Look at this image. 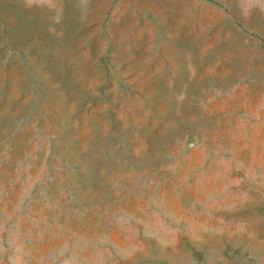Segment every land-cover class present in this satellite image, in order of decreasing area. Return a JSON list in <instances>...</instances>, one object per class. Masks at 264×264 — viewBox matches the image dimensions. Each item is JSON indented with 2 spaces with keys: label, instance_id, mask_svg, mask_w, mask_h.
Here are the masks:
<instances>
[{
  "label": "rangeland",
  "instance_id": "374dc122",
  "mask_svg": "<svg viewBox=\"0 0 264 264\" xmlns=\"http://www.w3.org/2000/svg\"><path fill=\"white\" fill-rule=\"evenodd\" d=\"M259 32L264 0H0V264H258Z\"/></svg>",
  "mask_w": 264,
  "mask_h": 264
},
{
  "label": "crops",
  "instance_id": "0c3cea01",
  "mask_svg": "<svg viewBox=\"0 0 264 264\" xmlns=\"http://www.w3.org/2000/svg\"><path fill=\"white\" fill-rule=\"evenodd\" d=\"M185 12V10H184ZM190 20L189 24L185 25L184 21H180L179 25V32L177 34V38L179 40H182L184 44H188L189 50H183L185 52L189 53H198V48L199 46L204 47L208 44V29L213 25V24H208L206 23L207 17L204 14H200L199 16H195L194 14L190 15ZM195 18V19H194ZM193 19V20H191ZM239 28L237 27V30ZM235 30V29H234ZM244 34V32H243ZM237 46L239 45V42L241 40V45L244 47L245 45V34L241 35V39L239 37V31L237 32ZM230 38V37H227ZM200 42V45H198ZM264 42V36H262L261 32H259V40L257 43L261 45V43ZM260 47V46H259ZM203 52H208L207 49L204 50ZM262 53V52H260ZM264 59V57H262ZM259 64L257 65L259 70L264 69L262 68V63H261V55L259 58ZM254 94H255V99L254 101L256 102V112L257 114L255 115L257 119H260V127L264 128V83H262V80L257 81V83L254 84ZM250 237H253V239L258 242L257 245L261 247L260 250L256 249L255 253L253 255V259L255 263L262 264L264 262V250L262 247H264V228L258 229L255 227V231L253 232V235H250Z\"/></svg>",
  "mask_w": 264,
  "mask_h": 264
}]
</instances>
